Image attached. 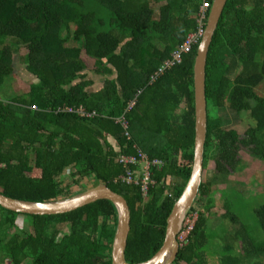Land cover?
<instances>
[{
  "label": "trees",
  "instance_id": "16d2710c",
  "mask_svg": "<svg viewBox=\"0 0 264 264\" xmlns=\"http://www.w3.org/2000/svg\"><path fill=\"white\" fill-rule=\"evenodd\" d=\"M205 2L213 0H0V89L11 86L18 65L16 75L27 86L0 96V193L47 202L75 194L88 178L105 184L130 209L127 262L151 259L191 176L199 43L151 78L197 31ZM22 49L26 53L17 59ZM205 85L203 176L212 163L215 179L200 186L197 201L204 199V209L192 207L189 214L197 213V220L174 264H264V204L253 208L249 225L233 213L230 198L223 219L235 230L209 225L213 187L228 182L230 169H243L236 160L240 146L264 162V95L258 92L264 88V0L227 1ZM66 107L94 115L81 118L64 113ZM223 113H248L253 125L241 137L225 127ZM121 118L130 138L117 122ZM138 152L163 163L152 169L154 183L145 196L139 186L121 181L128 171L140 177L139 163L119 162L122 156L139 161ZM69 168L75 188L63 180ZM116 221L106 200L55 216L0 206V264H111Z\"/></svg>",
  "mask_w": 264,
  "mask_h": 264
},
{
  "label": "water",
  "instance_id": "95a60500",
  "mask_svg": "<svg viewBox=\"0 0 264 264\" xmlns=\"http://www.w3.org/2000/svg\"><path fill=\"white\" fill-rule=\"evenodd\" d=\"M228 0H213L207 17L204 35L197 48L193 65L195 138L191 176L175 202L167 219L165 237L159 251L148 261L137 264H174L180 251L178 235L197 200L202 184L203 160L207 139L206 64L209 49ZM113 204L117 213L116 227L111 244V264H130L125 251L130 233L131 213L126 200L105 184L92 185L60 200L27 202L12 199L0 193V206L10 212L23 215L55 216L74 212L97 201Z\"/></svg>",
  "mask_w": 264,
  "mask_h": 264
},
{
  "label": "rangeland",
  "instance_id": "374dc122",
  "mask_svg": "<svg viewBox=\"0 0 264 264\" xmlns=\"http://www.w3.org/2000/svg\"><path fill=\"white\" fill-rule=\"evenodd\" d=\"M25 53V49H22L19 52V56L17 59L23 57ZM20 66L21 65L17 66L19 70L16 69V74L20 73ZM16 74L13 76V82L11 83L10 87H4L3 89H0V96H4V94H10L11 90H16V92L18 93H23V91L27 89L26 84L23 83L24 81L20 79V77H18V75ZM92 79L97 80V76L92 75ZM258 92L261 95H264V88H259ZM222 117L224 119L223 122L225 127L227 129L236 130L238 135H240L241 137L245 134L248 128L253 125V122L251 121L248 113H244L237 117L232 113H223ZM236 155V160L241 163V167L243 168L242 171L235 172L230 169L231 174L227 176L228 182L226 183L227 179H224V185L219 184L213 187V190H215L214 206L210 209L212 218L209 220V225L210 227H212V229L217 228L219 230L225 225L227 226V228H229V232H233L235 230V225H229V223L223 219V215L225 213L223 203H225L226 201L228 202L233 199L231 200L234 202V206L232 207L233 213L243 222L249 223V225H252L251 221H254L252 216L253 208L264 204V162L250 156L249 150L243 146H240V149L239 151H237ZM208 169L209 170L207 175L205 174L203 176L202 174V183L204 180L212 182L213 179H215V174L214 172H212L214 170L212 163L209 164ZM69 178L71 179V177ZM69 184L72 186V188H75L71 181ZM82 185L81 186L84 188L90 187L93 185V180L88 178V180H86ZM81 186L79 185L80 191L84 189L80 188ZM203 200H196L192 207H195L197 211H203L205 204ZM189 217L190 215L185 219L182 227L185 226ZM190 219L192 221L197 220V213H192ZM24 221V217H19L16 220V224L20 228H22L23 224L25 223ZM210 261L211 264H214V260Z\"/></svg>",
  "mask_w": 264,
  "mask_h": 264
},
{
  "label": "built area",
  "instance_id": "2783aa9c",
  "mask_svg": "<svg viewBox=\"0 0 264 264\" xmlns=\"http://www.w3.org/2000/svg\"><path fill=\"white\" fill-rule=\"evenodd\" d=\"M211 5L207 2L203 3L202 7H201V12L199 15V19H198V29L195 33L190 34L187 39L185 40V42L178 47L171 55V59L167 60L166 62H164L162 64V66L155 72V75L152 76L151 78V82H153L159 75H161L165 70L171 68L172 66H174L175 64H178L181 62L183 55L188 54L192 47L197 45L198 43H200L201 38L204 35V18H205V14L206 12L210 9ZM133 102L130 104V106L128 107L131 108L133 106ZM61 111V110H60ZM64 113H68V114H76L78 116H80L81 118H90L94 115V113H88L83 107H78V108H72V107H66L62 110ZM117 122H119L121 124V127L123 128V130L125 131V137L129 138V133H128V124L127 122L121 118L118 119ZM138 156H139V161H137L136 158H128V157H124L122 156L119 159V162L121 164H124V166L130 165V164H136L139 163L140 164V177H137V175H135L134 173H132L131 171H128L126 173L125 176H123L121 178L122 182L125 183H133L137 186H139L142 194L145 196L148 193V190L150 188L151 185H153V180L151 179V171L152 169H160L163 165V163L160 160H150L145 154L138 152ZM142 170V171H141ZM66 175L70 174V170L67 169L65 172ZM192 215V214H191ZM190 215V217H191ZM187 220V223L185 224V226L183 227V230L181 231V233L178 236V241L180 243V245L182 246V244H184V242H186V239L188 237V235L191 233L193 226L196 222L192 221L191 219Z\"/></svg>",
  "mask_w": 264,
  "mask_h": 264
},
{
  "label": "clouds",
  "instance_id": "9594fccd",
  "mask_svg": "<svg viewBox=\"0 0 264 264\" xmlns=\"http://www.w3.org/2000/svg\"><path fill=\"white\" fill-rule=\"evenodd\" d=\"M66 170H67V169H65V171H64V173H63V180H64L65 183L68 184V181H69V179H70L69 177H71V174L66 175V174H65ZM69 170L71 171V168H69ZM83 188H84V187H83ZM79 191H80V190H79ZM189 215H191V214H189ZM189 215H188V216H189ZM182 230H183V229H182ZM177 239H178V238H177ZM178 242H179V241H178ZM179 244H180V243H179ZM180 247H181V245H180Z\"/></svg>",
  "mask_w": 264,
  "mask_h": 264
},
{
  "label": "crops",
  "instance_id": "0c3cea01",
  "mask_svg": "<svg viewBox=\"0 0 264 264\" xmlns=\"http://www.w3.org/2000/svg\"><path fill=\"white\" fill-rule=\"evenodd\" d=\"M99 89V88H98ZM125 136V135H124ZM129 138H130V136H129Z\"/></svg>",
  "mask_w": 264,
  "mask_h": 264
}]
</instances>
